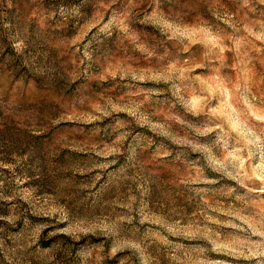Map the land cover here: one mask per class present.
I'll return each mask as SVG.
<instances>
[{"label":"rangeland","instance_id":"374dc122","mask_svg":"<svg viewBox=\"0 0 264 264\" xmlns=\"http://www.w3.org/2000/svg\"><path fill=\"white\" fill-rule=\"evenodd\" d=\"M0 264H264V0H0Z\"/></svg>","mask_w":264,"mask_h":264}]
</instances>
